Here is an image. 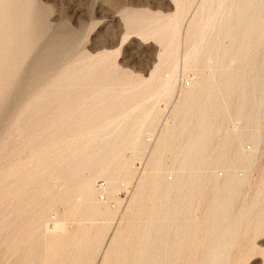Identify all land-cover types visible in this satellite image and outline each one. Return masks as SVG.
<instances>
[{
    "label": "bare ground",
    "instance_id": "6f19581e",
    "mask_svg": "<svg viewBox=\"0 0 264 264\" xmlns=\"http://www.w3.org/2000/svg\"><path fill=\"white\" fill-rule=\"evenodd\" d=\"M173 1L175 7H179L178 18H182L186 5L194 0ZM25 2L30 5V0ZM199 2L198 14L190 21L188 30L185 31L189 44L182 53L180 62H182V69L191 68L196 64H201L202 67L197 73L199 76L192 81L190 87L178 89L176 104L171 110L174 121L172 125H164L163 133L166 136L160 140L156 138L154 145L149 149L144 170L138 176L130 202L122 215L123 219H126L125 222L127 219L131 222L125 223L127 225L117 234L114 247L109 251L115 260L113 264H159L156 263V259H163L166 242L171 240L179 243L178 246L170 248L172 257L176 256L182 248L180 247L182 239L188 234H193L192 237L200 235L202 246L205 240L210 241L211 245L206 250L200 247L198 252L201 255L200 259L202 262L203 260L207 262L199 264H224L221 263L224 247L226 243L233 240L240 227L247 228L253 225V228L258 229L264 225V165L259 171L258 184L254 186L251 198L247 200L250 203L246 211L243 206L236 208V211L231 210V207L236 200L246 196L252 188V186L249 188L251 182L246 175L247 167L243 166L239 176L235 171H229L228 166L233 151L251 164L257 145L264 138V131L259 129L260 122L264 118V82L260 85L262 88L257 85L255 65L258 63L246 56L253 51V47L263 37L264 28L255 26L264 23V0H215L214 3L212 0H201ZM169 5L172 4L169 2ZM13 12L6 17V21H11L14 25L18 19L21 23L27 22L23 13H19L17 9ZM37 17L36 30L22 31L13 27L8 32L4 31V34L11 39L1 44L0 67H3L7 53L11 52L13 55L12 62L5 68H0V72L12 68V71L8 72L9 80L5 82L6 89L0 92V121L2 117H5V112L8 114L7 110L10 107L18 106L25 99L27 94L25 85L28 80L34 82L44 78L45 72L57 63L61 53L69 45L67 33L61 31L52 34L37 48L31 63L17 74L16 66L21 63L24 55L36 43L42 41V30L45 24L41 17ZM178 18L175 17L161 29L156 28L151 32V36L159 42L172 41L178 34L176 26ZM213 32H215L214 36ZM230 34L235 35V41L230 45L221 44L219 39ZM163 55L164 53L159 56V60L163 58ZM211 63L215 66L225 64L227 69L222 70L214 79L212 75H206L203 70L211 67ZM111 67L112 63L109 62L105 72L98 78L93 77L85 68L65 72L59 81L52 85V89L32 90L29 97L32 100L39 98L31 115L35 116V113L40 112L39 116L42 120L37 133L33 136V141L36 142L39 138L37 135L39 131L47 132V139L46 144L38 143L33 149L30 148L31 150L27 151V153L30 152L27 155L28 159L32 161L35 168L39 169L37 173L52 174L54 171L56 177L62 179L63 200L66 203H72L70 211L77 210L81 205L87 213L100 222L111 219L116 212L108 204L110 199H115L117 196L114 195V192L117 194L119 189L116 181L120 176L130 175L133 172L132 163L122 157L120 146L129 148L131 153L139 148L142 143V128L145 125L146 127L152 125L156 118L158 112L155 108L158 99L165 98L167 101L171 91H174L178 70L176 64L171 66L168 74L161 79L157 90L134 95L135 103L123 113L116 112L118 108L114 101L119 96L113 100L110 97L112 90L100 86L96 92L95 101L102 106L91 110L92 112L88 115L87 111L78 114L77 97H73V100L70 97L71 94L68 95L70 92L65 93L61 89H68L73 82L79 81L85 87L95 81L100 84L106 72H112ZM154 78L153 72L145 79V82L152 85ZM257 86L258 90L255 92ZM10 87H15V90L8 99V93L12 89ZM234 99L237 102L233 107ZM59 103L60 106L56 108L55 105ZM63 108H68V111L60 112ZM231 109L235 112L237 119L233 120L230 127L228 112ZM133 112L137 113V117L131 120L129 117ZM40 119L24 118V121L29 126L32 124L36 127ZM119 119L122 120L120 123L125 121L124 125L114 138L109 140L111 134L106 133V130ZM239 119L245 121L243 125L240 124ZM238 130H245L249 132V136H252L248 139L252 141L248 149H244L241 145ZM66 133L69 134L66 135ZM151 136L152 134L149 133L147 137ZM163 166L168 168L171 174L170 180L164 172H161L160 169ZM215 167H221L222 174L225 173L223 178L217 175L218 172L213 173L211 170L209 174L204 172L206 168L214 169ZM84 170L89 171L90 174L81 176ZM18 172L19 167L15 166L11 169L10 176ZM33 174L25 172L20 180L26 181ZM98 177H103L106 181L103 183L106 186L102 190L99 187L100 184L95 187ZM39 185L43 186V183ZM48 191L49 188L46 186L41 190L46 193ZM101 193L105 196V200H101ZM33 200L34 196H31L22 201L27 204ZM193 208L203 209L204 217L198 223L189 216ZM44 210L41 208L36 214L37 220L44 214ZM245 215L248 216V222L244 221ZM100 222H92V231L98 227L95 224H101ZM196 226H198L197 232L194 230ZM43 229L52 235L59 230L63 231L62 218L56 219L51 226L45 224ZM97 232L99 231L96 230ZM61 235L53 237L51 242L58 245L62 242ZM168 260H170L169 257Z\"/></svg>",
    "mask_w": 264,
    "mask_h": 264
},
{
    "label": "rangeland",
    "instance_id": "374dc122",
    "mask_svg": "<svg viewBox=\"0 0 264 264\" xmlns=\"http://www.w3.org/2000/svg\"><path fill=\"white\" fill-rule=\"evenodd\" d=\"M25 1L0 0V48L1 44H4L7 39H11V37L4 34V31L7 30L8 32L13 27L22 31L36 30V17L38 15L45 24L42 30V41H39L38 44L36 43L24 55L21 61L23 64L19 63L16 66L15 71L17 74L27 64L31 63L32 56L37 48L45 39L50 38L52 34H57L61 31L67 33L66 38L69 41V45L61 53L57 63L45 72L44 78L34 82L28 80L27 85H25L27 89L25 99L18 106L10 107L7 110L10 115L5 112V117H2L0 121V264H113L115 260L112 258L113 254L109 253V251L114 247V239L117 234L125 225L131 222L128 219V222H125L126 219H123L122 215L130 202L129 199L136 187L138 176L144 170V164L150 152L149 149L154 145L156 138L160 140V138L166 136L163 133L164 125H170L174 121L171 110L172 106L176 104L178 89L190 87L192 81H195V78L199 76L197 73L201 69L200 67H202L201 64H196L188 69H182V62L180 61L182 53L186 50L187 44H189L185 31L186 29L188 30L190 21L198 14V7H200L198 5L201 0H194L189 5H186L182 18H178L179 7H175L173 0H30V5L26 4ZM169 2L172 5H169ZM212 2L214 3L215 0H212ZM15 9L25 15L26 23H21V20L18 19L14 25L11 21L5 20L6 17L14 13ZM34 13L36 14L35 16L33 15ZM175 17L178 18L176 23L178 34L173 37L172 41L163 40L159 42L154 36H151L153 30L163 28L168 22L173 21ZM255 27L264 28V23L256 24ZM262 35L261 41L253 47V51L246 55L247 58H251V60L258 63L255 65V69L257 70L255 76L258 86L264 82V33ZM219 41L221 44L230 45L231 42L235 41V35L232 36L230 34V36L221 37ZM163 53V58L159 60V56ZM12 55L13 53L11 52L7 53L6 60L3 61V67L0 68H5L12 62ZM109 62L112 63V72H106L100 84H97L95 81L88 87H85L79 81L78 83L73 82L72 86L68 89H61L65 93L70 92L68 95L71 94L70 97L72 99L73 97H77L78 114L79 112L87 111L88 115L93 110L102 106L96 104L95 101L96 92L100 86H105L112 90L110 97L113 100L119 96L114 101L116 108H118L116 112L119 114L123 113L135 103L134 95L157 90L161 79L168 74L171 66L176 64L178 70L175 76L174 91H171V97L169 96L167 101H165V98L158 99L155 108V111L158 112L156 118L152 125L147 127L145 125L142 128V143L139 148L131 153L129 148L120 146L122 157L127 158V161L132 163L133 172L130 175L120 176L116 181L119 189L117 190V194L114 192V195H117V199L113 198L108 199L109 202L107 201L116 212L111 219H106L105 221H101V223L94 216L87 213L81 205H79L77 210L73 209L70 211L72 203H66L63 200L62 179L56 177L54 171L52 174L37 173L39 169L35 168L32 161L28 159L27 155L30 152L27 153V151L33 149L38 143L46 144L45 141L47 139V132L39 131V134H37L39 138L36 142L33 141V136L37 133L42 120L40 119L41 116H39L40 112L35 113V116L31 115L36 103L39 102V98L37 97L38 99L34 98L32 100L29 97L32 90L52 89V85L56 84L65 72L75 71L78 68L88 69L93 77L98 78L100 74L105 72ZM225 69H227L225 64L215 66L214 63H211V67H206L203 70L206 75H212L215 79ZM11 71L12 68H7L4 73L0 72V92L6 89L7 84L5 82L9 80L7 77ZM153 72L154 81L152 85H148L145 79ZM186 81L188 85L184 84ZM258 86L255 92L258 90ZM260 87L262 88V86ZM14 90L15 87L8 93V99L11 98ZM236 102L234 99L232 103L233 107ZM58 106H60V103L55 105L56 108ZM63 110L60 112H67L68 108H63ZM136 117L137 113L133 112L129 119ZM24 118L40 119V121H38V126L34 127L32 124L29 126V124L25 123ZM228 119V125L231 127L233 120L237 119L232 109L228 112ZM120 121L122 120L119 119L116 123L114 122L106 130V133L110 132L111 134L109 140L113 139L123 127L125 121L121 123ZM244 122V120H240L241 125ZM260 126L259 129L263 132L264 118L261 120ZM149 133L152 134L150 138L147 137ZM68 134L66 133V135ZM238 135L242 141L241 145L244 149H248L250 142H252L248 139L252 136H249V132L245 130L239 131ZM165 156H167L166 153ZM240 156L234 151L232 152L228 163L229 171L233 170L240 176V170L243 166H246V175L249 178V182H251L249 188L251 186L252 188L246 187L250 192L247 189L248 193L242 197L244 199H238L232 204L231 210L233 211H236V208L241 206L244 207V211L248 209L250 202L247 200L251 198L254 186L258 184L259 171L264 165V138L258 143L251 164L244 157L242 158V156L240 159ZM15 166L19 167V172L16 175L10 176L11 169ZM160 170L170 180L171 174L168 168H164L163 166ZM210 170L213 173L218 172L217 175L220 178H223V175H225L224 172L222 174L221 167H215L214 169L206 168L204 172L209 174L211 173ZM25 172L29 174L34 173V176L32 175L26 181H21L20 178ZM85 174H90V172L84 170L80 175ZM41 182L43 186L39 185ZM105 182L103 177H98L95 187H97V184ZM45 186L49 188L47 193L41 192ZM116 189L114 190L116 191ZM31 196H34V200L24 204L22 200L25 198L29 199ZM41 208L45 209L44 214L37 220L36 214ZM191 210L189 212L190 218L198 223L204 217L203 209L193 208ZM59 217L62 218L63 231L59 230V232L57 231L53 235L52 233L45 232V229H43L45 224L51 226ZM247 219L248 216L245 215L244 221L246 222ZM96 221L101 223L95 224L98 225L96 230L99 232L97 233L95 229L92 231L93 228H91ZM253 227V225H249L247 228L240 227L238 229L232 238L233 240L226 243L221 263L262 264L264 262V225L258 229ZM194 230L197 232L198 226ZM94 232L96 235L93 234ZM56 235H61L62 237V242H59L58 245L51 242V239L56 237ZM192 236L193 234L184 236V239L180 243V247L182 246L181 250H179L180 253L178 252V255L173 257L170 248L178 246L179 243L168 240L166 242L167 245L165 244L166 249L163 252V259H166L168 262L161 258L156 259V263H203L205 260L202 262V259H200L201 255L198 252L200 251V247L206 250L211 245L210 241L208 239L205 240L206 242L204 241L202 246L200 235L198 237ZM168 257L171 261L168 260ZM197 259L200 260L197 261Z\"/></svg>",
    "mask_w": 264,
    "mask_h": 264
},
{
    "label": "built area",
    "instance_id": "2783aa9c",
    "mask_svg": "<svg viewBox=\"0 0 264 264\" xmlns=\"http://www.w3.org/2000/svg\"><path fill=\"white\" fill-rule=\"evenodd\" d=\"M184 84L185 85H188V82L186 81V82H184ZM100 189L102 190V189H104V187H105V185L104 184H100ZM102 192V191H101ZM119 195H121V194H119ZM101 200H105V196L101 193ZM113 204V203H112Z\"/></svg>",
    "mask_w": 264,
    "mask_h": 264
}]
</instances>
